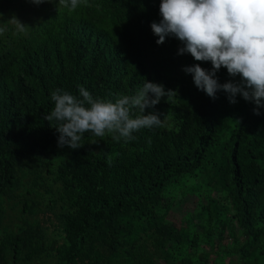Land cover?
I'll return each mask as SVG.
<instances>
[{"label": "trees", "instance_id": "trees-1", "mask_svg": "<svg viewBox=\"0 0 264 264\" xmlns=\"http://www.w3.org/2000/svg\"><path fill=\"white\" fill-rule=\"evenodd\" d=\"M50 1L0 22V264H264V107L195 86L183 69L212 64L156 43L161 0ZM145 81L175 92L145 110L162 127L58 146L52 92L115 102Z\"/></svg>", "mask_w": 264, "mask_h": 264}, {"label": "clouds", "instance_id": "clouds-1", "mask_svg": "<svg viewBox=\"0 0 264 264\" xmlns=\"http://www.w3.org/2000/svg\"><path fill=\"white\" fill-rule=\"evenodd\" d=\"M34 2L40 4L44 0ZM60 2L75 10L85 0ZM159 12V23H151L158 45L167 37H175L183 45L178 54L188 53L195 61L212 64L211 70L199 63L183 69L192 75L195 86L213 99L218 91H223L232 104L240 95L254 103V114L260 115L259 109L264 107V0H161ZM221 67L226 68L233 81L219 83L216 73ZM79 94L77 97L60 89L51 94L55 107L44 119L60 122L55 128L60 134L59 147H81L86 132L98 137L106 132L118 133L114 140L128 141L143 128L162 127L161 114H145V110L154 109L161 98L175 92H166L162 84L145 81L135 95L122 96L115 102L94 99L82 87ZM136 109L142 115L133 118Z\"/></svg>", "mask_w": 264, "mask_h": 264}, {"label": "rangeland", "instance_id": "rangeland-1", "mask_svg": "<svg viewBox=\"0 0 264 264\" xmlns=\"http://www.w3.org/2000/svg\"><path fill=\"white\" fill-rule=\"evenodd\" d=\"M0 22L3 18L13 23L17 19L29 18L30 21L39 18L44 13L51 11L52 2L44 0L40 4H36L34 0H0ZM15 20V21H14Z\"/></svg>", "mask_w": 264, "mask_h": 264}]
</instances>
